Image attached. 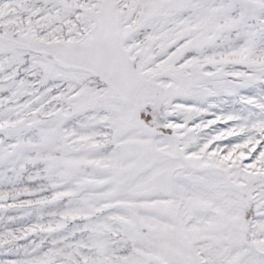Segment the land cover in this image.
Segmentation results:
<instances>
[{
  "label": "snow or ice",
  "instance_id": "1",
  "mask_svg": "<svg viewBox=\"0 0 264 264\" xmlns=\"http://www.w3.org/2000/svg\"><path fill=\"white\" fill-rule=\"evenodd\" d=\"M0 264H264V0H0Z\"/></svg>",
  "mask_w": 264,
  "mask_h": 264
}]
</instances>
